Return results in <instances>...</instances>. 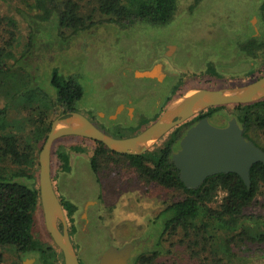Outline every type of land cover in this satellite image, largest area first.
I'll list each match as a JSON object with an SVG mask.
<instances>
[{
  "label": "rangeland",
  "instance_id": "obj_1",
  "mask_svg": "<svg viewBox=\"0 0 264 264\" xmlns=\"http://www.w3.org/2000/svg\"><path fill=\"white\" fill-rule=\"evenodd\" d=\"M263 1L203 0L192 11L194 0H180L177 15L169 25L142 24L124 28L95 13L94 1L92 3L91 0H86V7L81 11V15L84 17L94 15L92 25L64 43L57 38L58 32L54 27L49 29L51 22L34 19L38 14L32 11L34 0H0V48L10 41L8 32H14L15 39L12 43L13 53L18 59L16 67L24 70L26 78L24 87L15 77L6 78L8 73H4L5 86L0 87V109L8 105L9 112L5 113L9 125H14L17 121L22 125L25 120L31 118L36 121L40 118L41 112L42 116L52 120L53 124L63 116L59 115L61 112L59 109L50 110L49 101L56 98V91L51 84L56 71L60 75L73 76L77 79L84 91L82 100L77 104L78 110L83 112L77 113L93 122L86 110H101L106 100L114 98L125 87L133 89L137 97H141L142 92L149 87L147 81L122 82L118 74L126 67L133 65L140 68L144 66L141 62H145L150 55L164 56L165 53L170 55L175 51L177 52L173 60L164 59L166 70L172 77L159 86L158 90L163 94V99L173 91L169 96L172 99L177 98L175 96L179 93L175 92L180 87H183L182 91L185 93L195 89L220 91L247 86L253 83L251 78L216 79L210 76L202 77V72L209 64H214L228 76L244 74L250 69L251 63L247 62L244 56L237 54L235 48L233 49V43L236 40H243L253 33L255 28L259 29V7ZM22 13H25V18ZM34 20L37 23L34 24ZM31 41L32 46L28 49ZM168 46H173L174 49H168ZM262 70L255 76H262L264 68ZM15 82L25 88V93L29 83L32 88L38 90L36 101L39 108H31L27 101L23 104L24 101L19 99L10 103L11 99L7 97V93L12 91ZM11 83L13 85H10ZM263 100L264 98L259 101ZM149 102L145 100L147 103L145 107H150ZM165 103L166 101L164 105ZM218 112L220 113L210 121L212 125L232 119L231 109ZM100 113L103 117L105 112ZM196 116L187 120H193ZM96 119L95 116L93 120L97 121ZM122 120L125 121L124 125L97 121L99 124L96 126L103 132L123 137L122 139L132 138L131 136L140 128L135 126L140 123L141 117L130 123H126L125 118ZM155 121L156 116L152 113L147 114L142 120L143 124L151 122L150 125ZM143 124L141 123V126ZM114 125L117 126L116 129L112 128ZM179 126L164 134L145 156L151 157L162 150L173 131ZM252 135L257 139L255 133ZM260 136L264 141V134ZM71 148L80 150L70 151ZM96 148L93 140H84L82 137H65L55 143L52 175L55 190L58 192L57 198L60 204L61 200L76 205L78 214L81 215L80 217L75 215L73 222L61 205L64 220L58 219L57 224L63 232H68L69 237L71 235L70 240L72 239L71 242L75 244L82 264H98L109 244L122 247L127 243H136L137 249L133 258L148 255L155 249L159 235L155 221L160 211L172 201L174 193L145 183L126 158L112 157L113 160L110 161H113V165L103 167L102 174L97 177L90 166V158ZM59 153H71L69 171L60 161ZM104 165L105 163L101 162V166ZM116 179L119 180L116 182ZM224 195H218V199ZM85 208L87 212L84 213ZM248 212L264 215V198ZM34 235L46 247L51 248L50 254H56V261L51 259L54 264H65L62 251L46 228L42 207L37 213ZM172 242L167 239L165 243L169 253L162 255L153 263L146 264H209L205 261V256L195 255L188 244L185 248L179 243L173 245ZM234 252L237 255L235 260L245 258L250 260V264H264V246L249 245L234 248ZM50 254L46 256L32 254L30 258L35 259V264L47 262L49 264L46 257ZM0 255V264H24L26 261V258L20 259L11 250H0ZM136 261L132 260L131 264H145L141 262V258Z\"/></svg>",
  "mask_w": 264,
  "mask_h": 264
},
{
  "label": "trees",
  "instance_id": "obj_2",
  "mask_svg": "<svg viewBox=\"0 0 264 264\" xmlns=\"http://www.w3.org/2000/svg\"><path fill=\"white\" fill-rule=\"evenodd\" d=\"M85 1L34 0L32 11L38 12L34 19L51 22L49 29L54 27L58 32L57 38L67 43L86 31L93 23L94 15L88 17L81 15V11L86 7ZM91 1L96 5L95 13L124 28L142 24L167 26L175 19L180 6V0ZM202 1L194 0L191 10H195ZM22 15L25 18V13ZM35 23L37 22L34 20ZM8 34L10 41L0 48V87L5 86L4 73H8L6 78L13 76L25 87L24 70L16 67L18 59L13 53L12 41L15 39V33L9 31ZM31 46L32 41L28 49ZM233 49L251 63L249 70L244 74L228 76L214 64H209L202 72V77L251 78V82H254L264 76V73L262 76H255L264 68V1L259 7V35L253 30V33L243 40H236ZM51 84L56 91V98L49 101L50 110L59 109L61 111L59 115L77 111V104L84 96L77 79L73 76L60 75L55 71ZM24 87L15 82L12 91L7 93V97L11 99L10 103L19 99L24 101L23 104L27 101L31 108H39L36 101L38 90L32 88L29 83L25 93ZM226 109H231L230 116L237 119L244 130L245 138L264 151V141L260 138V135L264 134V100L251 104L211 108L198 114L193 120L181 124L180 127L196 123L202 118L212 119L220 113L218 111ZM5 112H9L8 105L0 109V250L14 251L20 259L29 258L32 254L46 256L50 254L51 248L36 239L34 227L41 207L39 155L48 138L52 120L42 116L41 112L40 118L36 121L31 118L25 120L22 125L18 121L14 125H9ZM253 133L257 135V139ZM107 134L114 138H123L109 132ZM93 142L97 148L90 158V166L97 177L102 174L103 167L113 165L112 157L126 158L145 183L174 193L172 201L160 211L155 221L159 230L156 247L148 255L140 257L142 263H153L162 255L169 253L165 247L167 239L173 241V245L179 243L185 248L188 244L195 255L205 256V261L209 264H250V260L245 258L235 260L237 255L234 248L264 246V215L248 212L264 198L263 164L258 163L252 167L250 186H247L237 174H221L217 180H214V177L208 179L199 191H190L182 183L179 171L170 160V148L152 154L151 157L145 154L133 156L114 153L104 144ZM171 144L174 145V141ZM77 149L79 148H71L70 151L76 152ZM58 157L69 171L71 153H59ZM101 162L105 165L101 166ZM118 180L116 179V182ZM217 190L225 193L221 199L213 194ZM64 204L68 216L75 221L77 207ZM56 257V254H50L46 259L49 264H54L52 261H56ZM140 258L132 260L138 262Z\"/></svg>",
  "mask_w": 264,
  "mask_h": 264
},
{
  "label": "water",
  "instance_id": "obj_3",
  "mask_svg": "<svg viewBox=\"0 0 264 264\" xmlns=\"http://www.w3.org/2000/svg\"><path fill=\"white\" fill-rule=\"evenodd\" d=\"M255 31L258 35L259 29L255 28ZM159 71L160 66L152 71H138L136 75L139 78H154ZM263 98L264 76L235 90H190L172 100L154 124L139 135L126 139L113 138L77 112L63 115L55 120L39 156V189L46 228L62 251L65 264H80V262L68 232L59 229L58 220L54 216L55 210L60 209L61 220H64L52 177L53 148L58 140L65 137H82L102 143L117 154L140 156L159 142L166 132L167 124L179 111L192 109L196 112V116L211 108L251 104ZM115 118L116 115L111 117V119ZM187 121L178 119L173 122L172 128ZM172 161L180 173L182 183L187 188H198L207 177L221 174H237L247 186H250L251 169L258 163L264 165V151L245 139L244 130L236 118H232L225 129L214 127L209 119L205 118L188 131L181 141L180 151L173 156ZM133 250L132 244L122 249L111 247L98 264H128ZM34 263L35 259L24 262V264Z\"/></svg>",
  "mask_w": 264,
  "mask_h": 264
},
{
  "label": "flooded vegetation",
  "instance_id": "obj_4",
  "mask_svg": "<svg viewBox=\"0 0 264 264\" xmlns=\"http://www.w3.org/2000/svg\"><path fill=\"white\" fill-rule=\"evenodd\" d=\"M168 49H172V48L170 46H168ZM176 52L177 51H175L174 53H172L170 55L167 54V53H165L164 56H159L158 55L160 58H158L157 55H150V56H148V59L145 62H141V64H143L144 66H140V68H135L133 65H130V66L126 67V69L122 73L118 74L122 82L131 81V80L132 81H140V82H146L147 81L150 84L149 87L146 88L142 92V96L141 97H137L136 96L137 93H135V91L133 89L125 87L123 89V91L121 93H119L118 95H115L114 98H109V100H106L105 103H104V107L102 106L101 110H99V109H88V111L86 110L85 112H89V114L91 116L90 119L93 121L92 123H94V125H97V124L102 123L104 121H108L111 124H118V125L122 124V125H124L125 121L122 120L123 118H125L126 123H130V122H134L136 119L141 117L140 123L137 126H135V127H140L138 132H135V134L133 136H131V137H135V136L139 135L141 132H143L144 130H146L149 126L152 125V124L151 125L149 124L151 122L147 123V124H149V126L147 124H145V123L143 124V122H142V120L145 119V116L147 114H149V113L154 114L156 116V121H157L161 117V115L164 113L165 109L170 104V102L175 99V98L172 99L169 96L174 91L173 92L170 91L171 93H169L168 96L165 97V99H163L164 96H163V94H161V92L158 89H159V86L163 85L168 79H170L172 77V74L168 73L167 70H166L167 69V65L165 64L164 59L173 60L175 55H176ZM130 64H131V62H130ZM158 66H160V71L157 73V75L154 78H139L136 75L138 71H140V72L152 71V70H155ZM182 90H184L183 87H180V89L175 92V93H179L175 97L181 96L184 93ZM145 100H146V102L150 101L149 102V103H151L150 107H145L147 105V103H145ZM165 101H166V103L164 105ZM68 112L72 113L70 111H68ZM75 112H83V111L77 110ZM96 112H97V114H96ZM100 112H105V113H103V117L100 116L101 115ZM114 115H116V118L115 119H111V117L114 116ZM95 116L97 118L96 120L99 123H97V121L93 120L95 118ZM202 119H205V118H202ZM202 119H200L199 121H201ZM208 119H209V121H212V119L210 117H208ZM229 121L220 122V123H217L216 125H213V126L218 128V129H225V128L228 127V122ZM155 122H153V123H155ZM198 122L190 124V125H187L185 127H180L179 126L178 128H176L173 131V133L171 134L168 142H166L165 146L162 148V150L163 149H168V148L171 149L170 150V158H171L170 160H171L172 163H173V161H172L173 160V156L176 153H178L180 151V149H181V141L186 136L188 131L191 128H193ZM141 123L143 124L142 126H141ZM116 127H117L116 125L112 126V128H114V129H116ZM135 127H133V128H135ZM172 141H174V143H175L174 145L171 144ZM247 141H249V140H247ZM219 176L220 175L207 177L205 179V181L198 188H187V187L186 188L188 190H190V191H199L204 186L205 182L208 179L214 177L213 179L217 180ZM52 177H53V175H52ZM55 191H56V194L58 195L57 190H55ZM213 194L214 195H220V194H225V193L222 192L221 190H219V191L217 190V192H214ZM60 202H61V205L63 207L64 212H66L67 215H68V211L65 210V208H64V205H65L64 202L61 201V200H60ZM94 203L96 204L97 202L95 201ZM72 205H74V204H72ZM74 206H76V205H74ZM85 212H87V208L84 209V213ZM76 215L78 217L81 216V215L78 214V210L76 212ZM77 222H78V224L80 223V221H77ZM84 222L86 223L88 221H83V223ZM59 229H60V227H59ZM70 237H71V235H70ZM71 241H72V239H71ZM128 244H132L134 246V250L132 252V256H131V258L129 260V263H128V264H131L132 259H133L134 254H135V251L137 249V244L136 243H127V244H124L122 247L121 246H117L116 244H114V245L113 244H109V246L106 248V250L101 255L100 260H101L102 256L105 254V252L108 249H110L111 247H115L117 249H122ZM73 246H74V249H75V251L77 253V256L79 258V262H80V264H82L80 254H79L75 244H73ZM27 259H32V258L29 257V258H26V260Z\"/></svg>",
  "mask_w": 264,
  "mask_h": 264
},
{
  "label": "bare ground",
  "instance_id": "obj_5",
  "mask_svg": "<svg viewBox=\"0 0 264 264\" xmlns=\"http://www.w3.org/2000/svg\"><path fill=\"white\" fill-rule=\"evenodd\" d=\"M195 114H196V112L194 110H192V109H186V110H182V111L177 112L173 116L171 121L167 124L166 129H165L166 130L165 134L168 133L169 130L172 128L173 122L177 121L178 119H180V120L190 119V118L194 117ZM54 216H55L56 220H58V219L60 220L61 219V211H60V209L55 210Z\"/></svg>",
  "mask_w": 264,
  "mask_h": 264
}]
</instances>
